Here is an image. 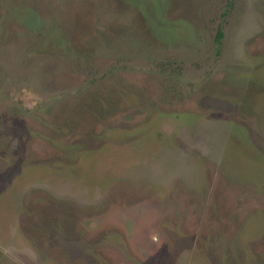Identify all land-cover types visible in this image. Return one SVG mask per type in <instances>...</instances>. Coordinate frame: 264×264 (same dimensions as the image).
Masks as SVG:
<instances>
[{
  "label": "rangeland",
  "instance_id": "obj_1",
  "mask_svg": "<svg viewBox=\"0 0 264 264\" xmlns=\"http://www.w3.org/2000/svg\"><path fill=\"white\" fill-rule=\"evenodd\" d=\"M0 264H264V0H0Z\"/></svg>",
  "mask_w": 264,
  "mask_h": 264
},
{
  "label": "flooded vegetation",
  "instance_id": "obj_2",
  "mask_svg": "<svg viewBox=\"0 0 264 264\" xmlns=\"http://www.w3.org/2000/svg\"><path fill=\"white\" fill-rule=\"evenodd\" d=\"M217 31H220V32H221V30H217ZM217 31H216V32H217ZM216 32H215V35H216ZM215 35H214V42H215L216 44H220V39H221V37H222V32H221V37H220L218 40L215 39Z\"/></svg>",
  "mask_w": 264,
  "mask_h": 264
},
{
  "label": "trees",
  "instance_id": "obj_3",
  "mask_svg": "<svg viewBox=\"0 0 264 264\" xmlns=\"http://www.w3.org/2000/svg\"><path fill=\"white\" fill-rule=\"evenodd\" d=\"M221 37V32L217 31L215 35V39L218 40Z\"/></svg>",
  "mask_w": 264,
  "mask_h": 264
}]
</instances>
